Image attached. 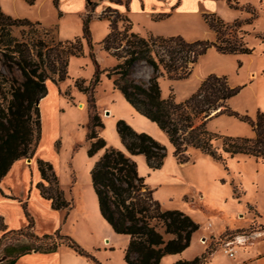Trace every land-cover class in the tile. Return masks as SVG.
<instances>
[{"label": "trees", "instance_id": "16d2710c", "mask_svg": "<svg viewBox=\"0 0 264 264\" xmlns=\"http://www.w3.org/2000/svg\"><path fill=\"white\" fill-rule=\"evenodd\" d=\"M111 1L124 4L126 10L129 8L130 0ZM53 2L58 5V0ZM227 2L232 7L238 6L236 1ZM95 5L93 1L88 3L83 18L84 37L91 47L88 22ZM203 16L215 33L214 41H188L179 35L152 33L142 36L133 29L127 13L108 6L98 16L109 21V30L101 45L118 62L107 70V76L113 78L115 88L136 112L155 122L167 134L177 162L189 160V149L208 154L224 165L227 156L236 154L264 160V112L258 111L253 119L232 110L228 101L240 88L231 86L225 76L209 74L198 89L181 102L176 101L173 93L166 98L161 94L159 76L187 77L198 58L212 46L222 53L252 52L240 34L243 20L228 23L214 12ZM17 27L20 36L14 34ZM82 50L80 37L59 40L40 22L13 18L0 7V182L16 160L36 155L42 137L40 100L48 93L47 81L57 83L65 79L70 56L80 55ZM138 62L152 70L146 81L133 77ZM99 73L98 69L93 84L98 82ZM76 85L88 96L89 153L104 148L90 172L100 214L114 232L130 237L124 260L128 264H159L164 255L182 252L190 245L198 224L180 210H164L129 156L143 154L148 166L155 169L163 164L166 148L123 120L117 122L116 129L129 155L108 147L99 135L103 124L94 103L93 86L84 85V80H77ZM223 113L248 122L254 137H232L208 130L207 121ZM217 140L220 144H216ZM35 157L41 175L37 184L40 194L50 200L53 209L68 208L70 203L64 197L52 164L40 156ZM22 207L27 218L23 227L10 228L0 215V258L3 257L0 264H14L18 258L32 252L52 253L62 244L93 264H100L60 228L37 234L26 200L22 201ZM215 248L216 243H210L201 255L178 260L176 264H207Z\"/></svg>", "mask_w": 264, "mask_h": 264}, {"label": "rangeland", "instance_id": "374dc122", "mask_svg": "<svg viewBox=\"0 0 264 264\" xmlns=\"http://www.w3.org/2000/svg\"><path fill=\"white\" fill-rule=\"evenodd\" d=\"M23 1L26 2L23 7L14 6L11 9L20 14L29 10V15L37 19L39 13L33 5L35 1ZM92 1L97 5V0H90V3ZM233 1L238 3L237 7L230 6L227 0H201L198 8L213 9L228 23L243 20L240 34L252 52L222 53L212 46L198 58L187 77L169 79L161 75L158 81L164 98L173 93L176 101L181 102L191 96L209 74L225 76L231 86L240 88L228 101L231 109L254 119L258 111L264 112V0ZM51 3L50 7H44L42 16H46L47 20H60L55 27L59 32L58 39L80 37L83 43L82 53L69 58L68 76L57 83L48 80V93L40 101L42 137L35 156L52 164L64 197L70 203L68 208L56 211L61 217L56 229L60 228L62 233L72 237L100 264H128L124 260V250L130 237L114 232L104 220L92 187L90 172L104 148L89 153L88 96L76 85L77 80H84V85L93 86L94 103L103 124L99 135L106 145L129 155L116 129L119 120L125 121L137 132L149 134L163 145L166 156L159 168L151 169L143 154L129 156L164 210H180L198 224L190 245L180 253L164 255L159 264L191 260L201 255L210 243H216V248L208 264H233L237 261L238 254L231 257L225 252L227 242L244 255L264 250V160L236 154L227 156L224 165L208 154L189 149V160L177 162L167 134L155 122L136 112L115 88L113 78L107 76V70L118 62L101 45L108 33L109 21L96 18L92 13L88 22L91 47L84 37V15L73 11L64 14L59 4L56 6L53 0ZM204 13L211 12L199 9L181 12L164 22L150 19L156 23H152L154 27H161L167 33L162 36L179 35L188 41H214V31L205 22ZM33 22L41 23L40 20ZM150 24V21L141 18L133 22V29L147 36L152 33ZM50 30L56 37L54 30ZM14 34L20 36V28H15ZM98 69L99 80L93 84ZM151 72L147 64L138 62L134 66L133 77L146 81ZM206 125L208 130L223 135L254 137L251 125L238 116L218 114L211 117ZM216 144H220V140ZM56 217L41 221L39 229H51ZM231 232L236 233L231 235ZM223 234L225 236L219 239ZM61 246L63 253L71 254L70 257L63 254L64 263L93 264L73 249L64 244Z\"/></svg>", "mask_w": 264, "mask_h": 264}, {"label": "crops", "instance_id": "0c3cea01", "mask_svg": "<svg viewBox=\"0 0 264 264\" xmlns=\"http://www.w3.org/2000/svg\"><path fill=\"white\" fill-rule=\"evenodd\" d=\"M34 1L33 5L34 7H37L39 13L37 19H34L29 15V13H31L29 10L24 14H20L19 12H14V10L11 9V7L14 6L23 7V4H26L23 0H0V7L4 12L12 14V17L14 18L27 17L32 21L40 20L41 25L49 30L53 29L56 37L58 38L59 32L55 29V27L59 25L58 22L60 20L57 19L56 22V20H47L46 16H42L44 7L46 9L51 6V0ZM58 1L59 8L64 14L66 11H73L80 15H85L87 12V5L90 3V0ZM97 1L98 3L93 11L94 17L98 18L104 7L111 6L117 8L121 12L127 13L133 22L141 20V18L145 21H150L151 26L149 30L155 35H166L167 33H165L161 27H154V24L156 23L152 22L150 18H153L154 20L156 19L155 21L157 22H164L181 12H189L191 10L198 9L199 11H214L209 8H198V4L201 0H130L128 10H126V6L124 4L111 3L106 0ZM33 5L31 4V6ZM48 10L51 11V9ZM152 23L154 24L152 25ZM40 181L41 175L38 170L35 157L16 160L12 164L8 173L2 178L0 182V215L4 218V221L10 228H20L27 224V218L22 207V201L26 200L28 210L35 221V232L41 235L55 231L57 225L60 223L61 217L58 216V213L56 212L57 210L52 208L50 200L44 198L40 194V191L37 188V184ZM54 216L57 217L51 229H39L41 221H47L48 218L50 221V219ZM214 253L215 251L211 254L209 261H211ZM63 254L68 257L71 256L69 252L63 253L61 246L57 251L52 253L32 252L25 254L18 258L14 264H66L62 261ZM236 255L238 258L233 264H264V250L258 251L254 255H244V252L242 254V252L240 253V251L236 249L234 255L229 256L235 257Z\"/></svg>", "mask_w": 264, "mask_h": 264}, {"label": "built area", "instance_id": "2783aa9c", "mask_svg": "<svg viewBox=\"0 0 264 264\" xmlns=\"http://www.w3.org/2000/svg\"><path fill=\"white\" fill-rule=\"evenodd\" d=\"M229 244H230V243L227 242L226 247H224V250H225V252H226L228 255H234V253H235V249H234V247H233L232 245H229Z\"/></svg>", "mask_w": 264, "mask_h": 264}, {"label": "water", "instance_id": "95a60500", "mask_svg": "<svg viewBox=\"0 0 264 264\" xmlns=\"http://www.w3.org/2000/svg\"><path fill=\"white\" fill-rule=\"evenodd\" d=\"M1 260H3V257H2V258H0V261H1Z\"/></svg>", "mask_w": 264, "mask_h": 264}, {"label": "bare ground", "instance_id": "6f19581e", "mask_svg": "<svg viewBox=\"0 0 264 264\" xmlns=\"http://www.w3.org/2000/svg\"><path fill=\"white\" fill-rule=\"evenodd\" d=\"M43 98H44V97H43ZM43 98H42V99H43ZM42 99H41V100H42ZM41 100H40V101H41ZM44 100H45V99H44ZM44 100H43V101H44Z\"/></svg>", "mask_w": 264, "mask_h": 264}]
</instances>
